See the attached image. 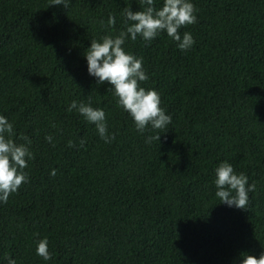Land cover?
I'll return each instance as SVG.
<instances>
[{"label": "trees", "instance_id": "1", "mask_svg": "<svg viewBox=\"0 0 264 264\" xmlns=\"http://www.w3.org/2000/svg\"><path fill=\"white\" fill-rule=\"evenodd\" d=\"M51 2L0 0V114L33 154L0 202V264H238L264 251V0H193L195 23L178 29L194 38L186 50L164 31L125 39L142 57L140 84L171 114L165 131L142 133L83 56L141 0ZM72 100L104 109L111 142ZM224 160L255 185L245 208L215 196ZM43 237L47 261L35 251Z\"/></svg>", "mask_w": 264, "mask_h": 264}, {"label": "clouds", "instance_id": "2", "mask_svg": "<svg viewBox=\"0 0 264 264\" xmlns=\"http://www.w3.org/2000/svg\"><path fill=\"white\" fill-rule=\"evenodd\" d=\"M144 7L132 10L126 6L123 11L125 27L118 34H104L99 39H91L84 50L86 70L96 82L105 81L111 85L116 103L129 113L138 132H144L147 126L152 129H167L171 122V114L160 106V95L155 88H145L140 81L148 79L142 66V57L124 48L125 39L136 40L137 35L144 41H151L161 31L177 41V47L186 50L194 44V38L189 31L183 34L178 31L182 26L195 23L196 9L193 0H163L162 6L154 7V0H141ZM71 0H52L50 5H63L68 8ZM108 25L114 23V17L109 14ZM75 109L83 118L93 123L102 140L111 142L114 135L108 131L105 111L101 107H93L90 103L72 100L68 110ZM160 132L146 137V142L159 140ZM47 140L52 137L46 135ZM27 143H17L13 139V124L0 114V202L7 200L9 193L15 192L23 181L27 180L24 168L32 158L27 137ZM83 143V141H81ZM71 144V141H69ZM216 186L215 196L219 202L229 207L245 208L248 203V193L255 185L248 182L243 172L236 173L233 165L227 160L221 161L214 169ZM50 174L55 175V169ZM36 254L45 261L50 259L47 237L37 241ZM7 264H16L15 259L8 258ZM238 264H264V251L259 255L241 253Z\"/></svg>", "mask_w": 264, "mask_h": 264}]
</instances>
